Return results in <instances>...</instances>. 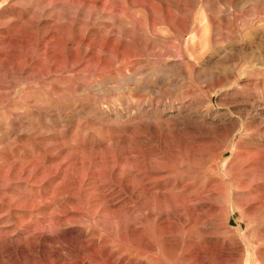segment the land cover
I'll return each instance as SVG.
<instances>
[{"label": "rangeland", "instance_id": "rangeland-1", "mask_svg": "<svg viewBox=\"0 0 264 264\" xmlns=\"http://www.w3.org/2000/svg\"><path fill=\"white\" fill-rule=\"evenodd\" d=\"M0 264H264V0H0Z\"/></svg>", "mask_w": 264, "mask_h": 264}, {"label": "bare ground", "instance_id": "bare-ground-1", "mask_svg": "<svg viewBox=\"0 0 264 264\" xmlns=\"http://www.w3.org/2000/svg\"><path fill=\"white\" fill-rule=\"evenodd\" d=\"M10 39H11V38H10ZM11 40H12V39H11ZM162 179H163V178H162ZM162 179H161V180H162ZM157 180L160 181L159 178H157ZM153 189H154V188H153ZM189 189H190V188H189ZM162 190H163V189H162ZM159 192H160V191H159ZM213 192H214V191H213ZM213 192H212V193H213ZM157 193H158V192H157ZM191 193H192V192H191ZM209 194H210V193H209ZM156 195H157V194H156ZM163 195H164V194H163ZM153 196H154V195H153ZM215 196H216V195H215ZM164 197H165V196H164ZM164 197H163V198H164ZM152 198H153V197H152ZM187 198H188V197H187ZM207 198H208V197H207ZM200 199H201V198H200ZM191 200H192V199H191ZM191 200H190V201H191ZM201 200H202V199H201ZM156 201H157V200H156ZM191 202H192V201H191ZM188 204H189V202H188ZM191 204H192V203H191ZM189 205H190V204H189ZM194 205H196V204H194ZM192 207H193V206H192ZM194 207H195V206H194ZM203 207H204V206H203ZM159 222H160V221H159ZM190 224H191V223H190ZM164 225H165V224H164ZM142 248H143V247H142ZM146 250H147V248H146ZM140 252H141V250H140ZM144 253H145V252H144ZM140 255H141V254H140ZM141 256H142V255H141Z\"/></svg>", "mask_w": 264, "mask_h": 264}]
</instances>
